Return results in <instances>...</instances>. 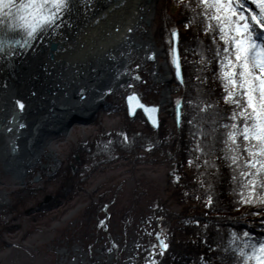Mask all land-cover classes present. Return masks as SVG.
I'll list each match as a JSON object with an SVG mask.
<instances>
[{
    "label": "trees",
    "instance_id": "obj_1",
    "mask_svg": "<svg viewBox=\"0 0 264 264\" xmlns=\"http://www.w3.org/2000/svg\"><path fill=\"white\" fill-rule=\"evenodd\" d=\"M173 3L174 7L168 11L165 0L159 2L153 36L165 46L169 58L171 31L178 30L182 80L174 77L168 86L175 95L174 101L181 102L179 122L174 120L173 126L168 128L165 118L159 116L158 126L153 128L140 110L129 117L124 105L120 107L111 101L110 92L101 110L112 113L122 109L123 133L110 130L106 144L98 138L79 143L77 158L70 157L58 175L46 178L45 182L51 180L53 184L50 198L35 200L24 212L42 215L64 205L89 176L91 167L99 163H109L117 158L135 163L145 154H159L173 165L167 174L165 198L152 212L156 229L164 230L167 247L161 251L156 246V256L150 264H233L237 254L228 241L232 239L235 245L242 247L243 237L235 239L230 233L235 231L239 236L245 229L259 233L260 220L264 219V202L239 201L240 169L224 158L223 140L227 130L220 125L229 121L228 113L233 105L222 99L220 81L214 78L217 70L213 58L215 46L210 33L202 30L206 20L201 15L203 9L199 0H173ZM217 43L223 41L217 37ZM209 104L212 106L203 107ZM28 192L32 195L33 188ZM28 194L17 197L14 207H25V202L31 198ZM253 195L264 197V189L257 188ZM168 200L179 207L177 211L169 208ZM89 217L85 216V219Z\"/></svg>",
    "mask_w": 264,
    "mask_h": 264
},
{
    "label": "rangeland",
    "instance_id": "obj_2",
    "mask_svg": "<svg viewBox=\"0 0 264 264\" xmlns=\"http://www.w3.org/2000/svg\"><path fill=\"white\" fill-rule=\"evenodd\" d=\"M160 1L157 0L156 9ZM165 6L168 11L172 9L173 0H165ZM155 15L156 10L150 23L144 27L155 42L153 49L162 48V51L155 55L153 62L147 61L140 52L132 54L130 59L134 61L128 62L127 82L118 83L107 94L111 92V101L120 107L124 105L126 109L124 95L136 89L144 102L159 103L158 117L165 118L166 126L171 128L176 121L177 103L168 84L174 75L165 46L153 36ZM155 61L162 74L166 72L163 63L167 61L170 81L157 80L151 70ZM132 65L140 70L131 68ZM167 90L168 96L161 102L162 93ZM106 95L87 121H71L61 132L48 136L42 150L52 157L43 158L45 161L41 164L36 163L41 167L30 169L22 180L4 169L0 158V264H62V261L74 262L73 259L77 264H150L155 258L154 249L159 246L155 233L159 231L164 242L165 235L163 228L156 229L152 212L165 198L167 174L173 169V165L159 154L148 156L144 153L142 160L135 163L123 158L99 163L91 167L89 176L64 205L42 215L24 212L34 205L35 200L50 196L53 184L51 180L45 182L46 178L58 175L70 157L77 158L79 143L98 138L106 144L110 130L123 133L122 109L112 113L101 110ZM30 188L34 190L32 195L28 194ZM27 194L31 198L27 199L25 207L15 208L16 198ZM166 202L171 210H178L174 202ZM85 216L90 217L86 220ZM150 244L155 247H149Z\"/></svg>",
    "mask_w": 264,
    "mask_h": 264
},
{
    "label": "bare ground",
    "instance_id": "obj_3",
    "mask_svg": "<svg viewBox=\"0 0 264 264\" xmlns=\"http://www.w3.org/2000/svg\"><path fill=\"white\" fill-rule=\"evenodd\" d=\"M154 4L155 0H71L54 26L20 49L0 55V158L4 169L22 180L30 169L41 167L43 158L52 157L42 150L48 136L64 130L73 114L85 116L95 107L93 99L101 80L111 78L115 71L120 74L110 80L111 87L125 83L132 54L144 55L155 47L144 27L152 20ZM161 51L156 49L155 55ZM152 64L157 80L168 82L167 61L164 74L156 61ZM83 91L87 97L80 99ZM167 96L168 90L163 91L160 101ZM16 99L23 102V111L17 122L8 124ZM21 121L24 128L19 126ZM12 139L19 149L15 156L9 154L8 140ZM73 261L62 264H77Z\"/></svg>",
    "mask_w": 264,
    "mask_h": 264
},
{
    "label": "snow or ice",
    "instance_id": "obj_4",
    "mask_svg": "<svg viewBox=\"0 0 264 264\" xmlns=\"http://www.w3.org/2000/svg\"><path fill=\"white\" fill-rule=\"evenodd\" d=\"M249 3L254 7H249ZM70 4L71 0H0V28L6 25L8 30L19 29L27 44L39 33L54 26ZM199 5L203 9L201 15L206 20L202 30L210 33L215 46L213 58L217 70L214 78L220 81L222 99L233 105L228 113L229 121L220 125L227 130L223 140L224 158L240 169L239 201L262 203L264 197H254L253 194L257 188L264 189V0H199ZM176 35V30L172 29L171 36L174 38ZM217 37L223 41L222 44L217 43ZM5 43L19 44L20 41L0 40V53L5 51ZM171 52L172 63L176 65L179 77L175 47ZM135 98V93L127 98L130 113L133 110L131 101ZM136 102L139 104L138 100ZM176 103L179 105L180 101ZM15 105L21 109L24 106L19 99L15 100ZM139 106L149 114L155 111V106ZM232 179L235 181V175ZM260 224L259 233L248 229L239 236L235 231L230 233L235 239L243 237L242 247L235 245L232 239L228 241L237 254L233 264H264V219L260 220ZM156 235L159 237L160 233ZM149 247L155 245L150 244ZM160 247L166 248L167 244L160 240Z\"/></svg>",
    "mask_w": 264,
    "mask_h": 264
},
{
    "label": "water",
    "instance_id": "obj_5",
    "mask_svg": "<svg viewBox=\"0 0 264 264\" xmlns=\"http://www.w3.org/2000/svg\"><path fill=\"white\" fill-rule=\"evenodd\" d=\"M156 2H157V0H155V6H156ZM155 6H154V10H155ZM249 6L250 7H254V5H251L250 3H249ZM154 15V14H153ZM175 30H176V32H177V35H176V37H172L171 36V41H172V43H171V48H170V64H171V66H172V68H173V75H174V77L178 80V81H181L182 80V74H181V66H180V59H179V53H178V47H177V42H178V30L175 28ZM173 47H175V49H176V54H177V56H178V63H179V71H180V76L178 77L177 76V69H176V65H174L173 63H172V52H171V49L173 48ZM150 50L148 51V52H146V53H144V57H145V59L147 60V61H150V62H153L154 61V59H155V54H156V51L153 49V47L151 46L150 48H149ZM149 53H151V55H149ZM152 70V72H155V70L152 68L151 69ZM111 71H113L112 69H111ZM118 74H120V72H117ZM115 71H113V72H111V74H112V76H111V78L109 77V79H107V78H105V79H102L101 80V82H100V84L99 85H101L99 88H98V90L96 91V93H97V97L95 96V98L93 99V101L94 102H96V104H95V107L94 106H92V109L91 110H89L86 114H85V116H78V115H76V114H73L69 119H68V125L71 123V121L73 122V121H78V122H85V121H87V119L91 116V113L93 112V110L99 105V103L101 102V100L103 99V97L109 92V90L108 89H112V87H111V84L109 83L110 82V80H114L116 77H119V75L117 74ZM120 79L118 78V81H119ZM168 81H170V77H169V79H168ZM92 90H94V89H92ZM132 93H135L136 94V98L133 100V101H131V106H132V112L130 113L129 111H128V108H129V103H130V101L127 99ZM78 97L80 98V99H85V97H87V93H86V91H83L82 93H80L79 95H78ZM139 101V104H137V102L136 101ZM124 102H125V105H126V111H127V114H128V116L129 117H132L134 114H135V112H136V110H140L141 111V113L143 114V116H144V118L146 119V121L148 122V124L151 126V127H153V128H157V126H158V114H159V103H146V102H144L143 100H141V98H140V95H139V93H138V91L136 90V89H133V90H130V91H128V92H126V94L124 95ZM140 104H142V105H144V106H146V107H151V106H155V111L154 112H152L151 114H149V113H147V112H145V110H144V108H142V107H140L139 105ZM22 111H23V108L21 109L19 106H15V108H14V110L11 112V114H16V115H19L20 113H22ZM150 115H151V118H150ZM175 117H176V121L177 122H179V118H180V104L179 105H175ZM153 119L156 121L155 122V124L153 123ZM19 126L21 127V128H24V126H25V123L24 122H20L19 123ZM5 127H6V130L8 129V126L7 125H5ZM16 135H19V133H17ZM8 148H9V154H10V156H15V155H17L18 153H19V149L17 148V145H16V141L15 140H8ZM18 175V174H17ZM49 197L50 196H46L45 197V201H47L48 199H49ZM157 233H160L159 231L158 232H156L155 233V238H156V240H157V242H158V244H159V246H160V240H163L164 241V238L163 237H161V236H159V237H157ZM161 248V247H160ZM165 248H161V250H164Z\"/></svg>",
    "mask_w": 264,
    "mask_h": 264
}]
</instances>
